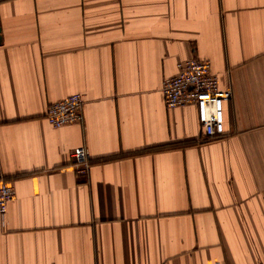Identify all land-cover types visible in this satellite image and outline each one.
Listing matches in <instances>:
<instances>
[{"label": "crops", "instance_id": "obj_1", "mask_svg": "<svg viewBox=\"0 0 264 264\" xmlns=\"http://www.w3.org/2000/svg\"><path fill=\"white\" fill-rule=\"evenodd\" d=\"M192 58L232 91L215 140L165 105ZM0 181V264H264V0H0Z\"/></svg>", "mask_w": 264, "mask_h": 264}, {"label": "built area", "instance_id": "obj_2", "mask_svg": "<svg viewBox=\"0 0 264 264\" xmlns=\"http://www.w3.org/2000/svg\"><path fill=\"white\" fill-rule=\"evenodd\" d=\"M179 72L166 78L162 84L165 105L168 109L195 105L205 141L225 136V102L232 97L230 89L220 87L219 76L207 59L192 58L178 64ZM82 94H72L49 104L46 112L54 127H62L82 120ZM89 152L77 147L72 152L73 168L80 173L89 169ZM16 196L14 187L0 181V216L4 217L10 201Z\"/></svg>", "mask_w": 264, "mask_h": 264}, {"label": "trees", "instance_id": "obj_3", "mask_svg": "<svg viewBox=\"0 0 264 264\" xmlns=\"http://www.w3.org/2000/svg\"><path fill=\"white\" fill-rule=\"evenodd\" d=\"M173 146H175V145H173ZM166 147H170V146H166Z\"/></svg>", "mask_w": 264, "mask_h": 264}]
</instances>
